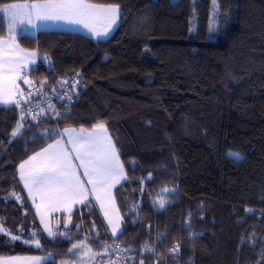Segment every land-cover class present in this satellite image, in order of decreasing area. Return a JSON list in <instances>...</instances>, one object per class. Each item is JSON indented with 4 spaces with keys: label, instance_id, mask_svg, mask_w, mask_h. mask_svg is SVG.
<instances>
[{
    "label": "trees",
    "instance_id": "16d2710c",
    "mask_svg": "<svg viewBox=\"0 0 264 264\" xmlns=\"http://www.w3.org/2000/svg\"><path fill=\"white\" fill-rule=\"evenodd\" d=\"M23 1L0 0V7ZM89 2L119 5L108 40L54 31L15 39L48 61L33 78L54 86L80 73L83 85L54 117L35 121L22 116V105L0 107V257L42 255L51 257L44 264H64L76 260L73 244L84 242L99 253L94 264H107L113 243L123 264H264V0H217L215 40L208 39L211 0ZM7 37L0 14V38ZM98 123L127 177L114 191L122 232L112 237L88 200L56 217L60 232L49 238L18 167L64 129Z\"/></svg>",
    "mask_w": 264,
    "mask_h": 264
},
{
    "label": "snow or ice",
    "instance_id": "6c2138e0",
    "mask_svg": "<svg viewBox=\"0 0 264 264\" xmlns=\"http://www.w3.org/2000/svg\"><path fill=\"white\" fill-rule=\"evenodd\" d=\"M0 14L7 15L10 31L16 26L25 24L36 27L34 20L64 21L68 24L82 25L97 38H107L113 26L117 24L120 9L119 5L105 6L89 2V0H43V2L37 0L32 3H11L0 7ZM10 39L14 42V37ZM14 48L21 53L25 51L20 49L19 45L14 44ZM0 55L5 56L0 60V105L15 104L19 107L20 101L17 97H23L24 93L17 81L24 79L25 83H30L23 74L25 64L20 59L11 58L10 53H0ZM34 56L35 53H28V58L33 63ZM21 127L22 125L18 124L11 135L16 137ZM86 131L81 129L77 134L66 129L65 134L69 136L67 144H70L71 148H68L62 140L49 144L42 152L20 164V179L34 202L38 195L41 202L47 203L53 210L64 207L70 211L73 205L83 204L90 194L94 195L104 211L105 218L108 219L112 235L117 236L121 232L119 223H113L109 218L105 205L114 184L119 183L121 179H127L124 174V165L120 161L117 147L104 123L96 124L87 134H85ZM229 155L236 154L229 153ZM236 158L240 157L236 155ZM74 161L79 163L76 164ZM79 169H83L82 176L86 177V180L82 179ZM86 184L91 185V190L86 187ZM163 191H174V189L165 188ZM12 195L15 196V193ZM37 207L39 208L40 205ZM159 207L161 209L165 207L164 200L159 201ZM45 230L48 231L49 236L55 235L47 225ZM5 234L10 235L13 241L20 239L19 236L8 232ZM24 242L28 243V241ZM35 243L37 247L40 246L38 240ZM80 247L81 245L73 244L70 251ZM145 251L154 252L155 249L145 245ZM170 251L179 252V245H175ZM140 264H144L143 260Z\"/></svg>",
    "mask_w": 264,
    "mask_h": 264
},
{
    "label": "crops",
    "instance_id": "0c3cea01",
    "mask_svg": "<svg viewBox=\"0 0 264 264\" xmlns=\"http://www.w3.org/2000/svg\"><path fill=\"white\" fill-rule=\"evenodd\" d=\"M32 2H37V0H34V1L28 0V1L16 2V3H32ZM40 2H43V0H40ZM7 5H9V4H7ZM4 6H6V5H4ZM4 6H2V7H4ZM105 6H107V5H105ZM119 9H120V7H119ZM1 16L4 20V23H5V26L7 29V33H8V37L7 38H0V53H4V54L10 53V54H12L11 58L22 60L25 64V67L23 68V74H25V75L28 74L34 66H37L39 62H42L44 64H48V61H47V59L41 57L40 54L36 50H25L24 49L25 51L23 53H21V52H19L18 49H15L14 44L19 45L18 42H16V40H15L17 36L22 35V34L35 36L40 31L70 32V33L83 35V36H85V37H87V38H89L95 42H100V41L108 40L112 36L114 31L118 27L119 20H120V16H119V18L117 20V24L113 26V30L111 31V33L108 35L107 38H97V37L93 36L82 25L68 24L64 21H37V20H34L33 23L37 25L36 27H32L31 25L25 24L22 26H16L13 30L10 31L9 19H8L7 15L1 14ZM10 37H14V42L12 39H10ZM19 48L23 49L20 45H19ZM28 53H35V56L33 57V59L35 61L34 63L32 62V60H29ZM4 58H5L4 55H0V60H2ZM17 83L19 84L20 89L24 92L28 83H25L24 79L17 81ZM17 99H19V97H17ZM13 105H15V104L0 105V107H10ZM94 127L95 126H93L91 129H85V130H87L85 134H87V132H90ZM81 129H84V128H67V130H69V132H74L77 134L80 133ZM65 130L66 129H64L61 132L60 138L58 140H62V142H64L68 148H71V145L67 144V141L69 140V136L67 134H65ZM108 133H109V131H108ZM53 143H55V141ZM53 143H51V144H53ZM47 147H45V148H47ZM42 151H43V149L37 153H40ZM37 153H35V154H37ZM73 155H74V153H73ZM28 159H26V160H28ZM25 161H23L22 163H24ZM120 161H121V159H120ZM74 163L78 164L79 161H74ZM79 172L81 174L82 179L86 180V177L82 176L83 169H79ZM124 174H125V171H124ZM18 178H19L20 184L24 190V193L27 197V200L29 201L31 209H32V211H33V213H34V215H35V217H36V219H37V221L41 227V230L49 238H52L53 236L48 235V231L45 230V225H47V227L55 233V226H56L55 225V218L58 216H61V215H65V216L70 215L79 206L82 205V204H75L72 206L70 211L64 207H61L59 210H53V208L50 207L49 205H47V203H42L41 198L38 195L36 196L35 202H34L33 197L29 195L28 189H26L24 187V183L20 179V167H18ZM124 181H125V179H121L119 183L114 184V186L110 189V198L106 200V205H105L107 210H108V213H109V218L113 221V223H117V222L119 223V227H120L121 232H122V221H123V219H122L120 210L118 208V205H117V202L115 199L114 191H115V188L117 186H119L120 184H122ZM86 187L89 190H91V185L86 184ZM88 200H91L94 203L95 207L97 208L98 212L100 213V215H101V217L105 223V226H106L109 234L114 238L117 237L119 234L117 236L112 235V228L108 223V219L105 218L104 211L101 209L99 201H97L95 199V196L92 194L89 195ZM37 205H40V207L38 208ZM42 218H43V220H42ZM73 250L76 251L77 249H73ZM88 251L90 252V254L89 255L87 254V257H86L87 264H94L96 258L99 256V253L93 252V251L91 252L90 250H88ZM49 260H51V257L42 256V255H13V256H8V257H0V264H44ZM78 262H79V260L76 259L75 261L65 262L64 264H78Z\"/></svg>",
    "mask_w": 264,
    "mask_h": 264
},
{
    "label": "built area",
    "instance_id": "2783aa9c",
    "mask_svg": "<svg viewBox=\"0 0 264 264\" xmlns=\"http://www.w3.org/2000/svg\"><path fill=\"white\" fill-rule=\"evenodd\" d=\"M36 71L37 66H34L30 72ZM30 72L26 74V79L30 81V85L25 90L24 96L21 97L20 104L23 106L22 116L35 121L44 115L54 117L59 105L65 108L74 103L80 87L83 85L80 73L65 77L51 86L45 79L33 78ZM64 81L68 83H62ZM59 232L60 230L57 233ZM112 249L107 264H123L121 246L118 243H113Z\"/></svg>",
    "mask_w": 264,
    "mask_h": 264
},
{
    "label": "rangeland",
    "instance_id": "374dc122",
    "mask_svg": "<svg viewBox=\"0 0 264 264\" xmlns=\"http://www.w3.org/2000/svg\"><path fill=\"white\" fill-rule=\"evenodd\" d=\"M171 3H176L178 2V0H170ZM217 17H218V4H217V0H211V7H210V18H209V29H208V39L209 40H215L216 37H217V34H216V27H217ZM189 36L190 37H194L195 34H196V20L194 18V16L191 18L190 20V27H189ZM30 84L28 83L27 87L29 86ZM26 87V89H27ZM25 89V90H26ZM24 90V92H25ZM23 92V93H24ZM21 97H19V101H20ZM21 105V104H20ZM229 153H233V154H236L238 155L240 158L237 159L236 158V155H229ZM228 156L229 157H232V158H235L237 160H240L242 158V156L238 153H235V152H232V151H229L228 152ZM162 200V199H158V202ZM59 231V228L58 226H55V235L57 234V232ZM78 245H81L80 248H78L76 251H75V254H76V259L79 260L78 264H87V260H86V257H87V254L89 255L90 252L88 250H90L92 252V249H90L89 247H87V245L82 242V243H77ZM80 251V252H79ZM82 251V252H81ZM78 254V255H77Z\"/></svg>",
    "mask_w": 264,
    "mask_h": 264
}]
</instances>
